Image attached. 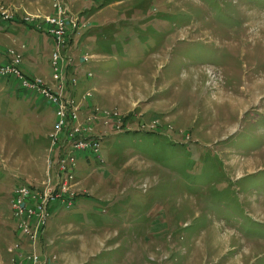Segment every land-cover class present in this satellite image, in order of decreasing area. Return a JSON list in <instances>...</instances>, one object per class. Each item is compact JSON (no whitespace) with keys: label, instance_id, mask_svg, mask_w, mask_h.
I'll return each instance as SVG.
<instances>
[{"label":"rangeland","instance_id":"1","mask_svg":"<svg viewBox=\"0 0 264 264\" xmlns=\"http://www.w3.org/2000/svg\"><path fill=\"white\" fill-rule=\"evenodd\" d=\"M66 3L81 28L57 47L60 82L53 79L55 43L33 26L52 14V0H0V10L12 15L8 23L0 19V63L18 58L27 80L74 94L80 129L101 137V159L80 166V155L74 206L55 207L38 238L28 245L22 239L23 251L64 264L58 255L72 259L79 233L92 232L108 234L111 248L89 264H114L118 255L133 264L124 257L128 243L134 264H264V0ZM27 32L45 35L36 46L40 68L26 60ZM25 64L50 72L55 86ZM72 78L77 89L94 81L96 93L88 90L85 99L68 89ZM27 92L16 78L0 77V224L13 223L17 236L14 188L49 191L64 145L50 153L54 109L28 100L35 95ZM91 111L101 117L85 122ZM61 214L77 230L60 224ZM49 236L52 244L62 241L53 253ZM81 240L90 244L92 237ZM17 241L6 249L7 264ZM71 242L76 246L64 249Z\"/></svg>","mask_w":264,"mask_h":264},{"label":"built area","instance_id":"2","mask_svg":"<svg viewBox=\"0 0 264 264\" xmlns=\"http://www.w3.org/2000/svg\"><path fill=\"white\" fill-rule=\"evenodd\" d=\"M0 19L2 22L8 23L12 20V15L7 10H0ZM77 19L71 13L66 0H52V14L43 18L41 22L43 26L37 23L33 24L37 30H41L42 27L45 28L47 35L55 43V51L51 55L53 79L60 82L63 73L61 67L58 66L60 56L57 47L65 43L69 34H77L81 28ZM24 21L26 25H31L29 18H24ZM26 46L22 45L23 48ZM7 60L8 57L2 64L0 63V77L16 78L22 88L39 95L54 109V133L48 136L51 142L50 153L54 152L53 149L56 152L64 142L60 148L62 152L56 154L59 170L55 184L49 191L46 192V188L41 190L26 185H18L14 188L11 211L16 222L15 228L19 236L25 241L24 244L28 245L43 232L55 207L69 210L74 206L76 195L71 191V186L75 179L80 155L85 154L86 159L90 157L96 160L101 159L98 156L101 137L94 134L87 135L85 130L80 129L81 111H79V104L74 94L65 95L61 85V89L52 91L44 87L40 80H27L16 67L19 59L16 58L10 62ZM69 84L68 89L71 87L72 90L77 89L76 78H72ZM90 95L89 91L83 93L85 99ZM83 117V120L87 122L98 119L101 115L97 111H91ZM22 239L17 241L13 247L17 253L13 256L12 264H58L55 255H42L32 250L28 253L23 251Z\"/></svg>","mask_w":264,"mask_h":264},{"label":"crops","instance_id":"3","mask_svg":"<svg viewBox=\"0 0 264 264\" xmlns=\"http://www.w3.org/2000/svg\"><path fill=\"white\" fill-rule=\"evenodd\" d=\"M13 31V30H12ZM14 32V31H13ZM24 34H25V32H24ZM26 34H28V35H26L24 38L26 39V42H25V44L27 43L28 45H27V50L24 52V54L26 55V60L27 61H29L31 64H33V63H36V55H38V51L36 50V46H37V43H38V41H40L41 42V39H39L40 37H42V39H43V37H45V35H42V34H31V33H26ZM10 35V38H12V37H14V36H16V34H9ZM21 35L23 36V34H20L19 35V37H21ZM43 43L41 42V45H42ZM51 44V43H50ZM29 48V49H28ZM41 51V50H40ZM105 58V57H104ZM2 59H3V57H2V55H0V62L2 61ZM106 59V58H105ZM102 61V60H101ZM87 64V63H86ZM36 65H38L37 63H36ZM25 66H26V69H24V70H26L29 74H33V75H35V76H38V77H40V78H42L45 82H47L48 84H49V86L51 87V86H55L54 85V83L52 82V80H51V75H50V72L48 73V74H44L43 73V70L42 69H38L37 70V72H34V71H32V68L29 66H27L26 64H25ZM97 66V65H96ZM38 67H39V65H38ZM40 68V67H39ZM99 73H101V72H99ZM108 73V71H105L104 72V74H107ZM97 76L98 77H101L102 75L101 74H97ZM97 79H99V78H97ZM86 83H88V85L86 84ZM12 88V87H11ZM93 89H94V92L93 93H96V89H95V85H94V81H91V83H89V82H83L82 84H81V87L79 88V89H77V94L79 93V94H83L85 91H88V90H91V92L93 91ZM25 93V92H24ZM24 93L22 94V95H24ZM27 93H31V92H27ZM33 95H35V97H31L30 99H28V100H30V101H32V100H34V101H36V102H41V103H43V105L45 104V105H48V106H50L45 100H43V98L42 97H40L39 95H37V94H33ZM82 162L80 163V166L82 165V164H86L85 166L86 167H90V164H89V159H86V158H81L80 159ZM80 166H79V168H80ZM80 171H78V168H77V171H76V176H77V174L79 173ZM11 200V199H10ZM80 203V202H79ZM85 203V202H84ZM77 204V203H76ZM80 206H81V203H80ZM77 207H78V205H77ZM77 207H75L76 208V210L75 211H77V210H79V209H85L87 206H85V208H77ZM9 211H10V206H9ZM11 217V216H10ZM68 219L69 218H67V215H60V219H59V223L61 224V223H63V224H68V226L69 227H71V228H73V229H75V230H77V228H75V227H72L71 225L73 224L71 221H68ZM54 230H55V227L53 226L52 227V232H51V234L52 233H55L54 232ZM78 232V231H77ZM48 236V235H47ZM47 236H45V238L47 237ZM51 236V235H50ZM50 236L48 237V243H46L45 245H47L46 246V248H49V247H54L51 251H49V252H51V253H53V251H55V249H58V248H56V247H61V245L62 244H60V243H58V244H52V242H50L49 241V238H50ZM82 236V237H81ZM106 236V238H108V234L107 235H105ZM105 236L104 235H101L100 237H97V236H95L92 232H88V233H79V236H78V238L77 239H79V248H80V251H79V253L78 254H76V255H74V256H72L71 258L72 259H69V260H66L65 258H63L62 256H64V255H62L63 254V252H62V254H61V252L59 251L58 252V254H61V255H58V257H60V259L62 260V262L64 263V264H68V261H73L72 263H69V264H89L90 262H91V259L93 258V257H95L97 254H98V252H100V250L101 249H104V248H111V246H109L108 244H107V242L105 241L106 240V238H105ZM86 238V237H92V241L90 242V244L87 242H85V241H82L81 240V238ZM22 238L18 235H16V233H15V230H14V225H13V223L11 224V223H7L6 221L5 222H3L2 224H0V264H5L6 263V258H7V255H8V253L6 252V249L7 248H9V246H10V244L12 243V242H14V241H19V240H21ZM76 239V242L78 243V240ZM73 241H75V240H73ZM76 242H71L68 246H66V247H64V249H66V248H68L69 246H71V248L72 247H75L76 245L75 244H77ZM130 245H134V244H130V243H128L127 245L125 244L124 246H128V253H126L125 255H124V257L125 258H130V257H132V258H134V263L135 262H138V260H136V256H135V254H134V251L133 250H131L129 247H131ZM121 247V245H118V244H116V248L115 249H119ZM96 249V251L94 252V254L93 255H91V256H88V250H95ZM45 250H47V249H45V247L43 248V251H45ZM110 250V249H109ZM7 251H9L8 249H7ZM9 256V255H8ZM6 257V258H5ZM117 257V259L118 260H115V261H113L114 262V264H126L125 262H123V259H120L119 258V255L118 256H116ZM101 261H102V264H104L105 262H106V259H100ZM133 263V264H134ZM7 264V263H6Z\"/></svg>","mask_w":264,"mask_h":264},{"label":"bare ground","instance_id":"4","mask_svg":"<svg viewBox=\"0 0 264 264\" xmlns=\"http://www.w3.org/2000/svg\"><path fill=\"white\" fill-rule=\"evenodd\" d=\"M66 82H67V80H66Z\"/></svg>","mask_w":264,"mask_h":264}]
</instances>
